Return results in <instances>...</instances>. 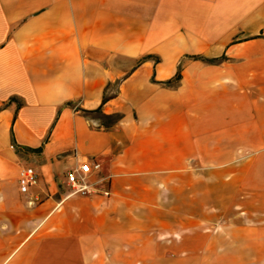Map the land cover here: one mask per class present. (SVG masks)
I'll list each match as a JSON object with an SVG mask.
<instances>
[{
  "label": "crops",
  "instance_id": "obj_1",
  "mask_svg": "<svg viewBox=\"0 0 264 264\" xmlns=\"http://www.w3.org/2000/svg\"><path fill=\"white\" fill-rule=\"evenodd\" d=\"M229 210L264 242V0H0V264H144Z\"/></svg>",
  "mask_w": 264,
  "mask_h": 264
},
{
  "label": "rangeland",
  "instance_id": "obj_2",
  "mask_svg": "<svg viewBox=\"0 0 264 264\" xmlns=\"http://www.w3.org/2000/svg\"><path fill=\"white\" fill-rule=\"evenodd\" d=\"M199 201L198 198L196 203ZM173 217L168 216L172 220ZM192 220V225L176 226V239L166 236L173 241L160 235L159 240L146 242V250L153 247L155 256L145 258L144 264H264V242H244L231 210L224 212L217 225L214 222L207 226L199 219ZM176 221L181 222L179 218Z\"/></svg>",
  "mask_w": 264,
  "mask_h": 264
},
{
  "label": "built area",
  "instance_id": "obj_3",
  "mask_svg": "<svg viewBox=\"0 0 264 264\" xmlns=\"http://www.w3.org/2000/svg\"><path fill=\"white\" fill-rule=\"evenodd\" d=\"M100 169V164L96 161H81L76 167L66 171L65 177L73 192H87L90 189L88 177L92 171ZM38 176L31 166H22L18 172V182L20 190L25 192L30 185L37 182Z\"/></svg>",
  "mask_w": 264,
  "mask_h": 264
},
{
  "label": "trees",
  "instance_id": "obj_4",
  "mask_svg": "<svg viewBox=\"0 0 264 264\" xmlns=\"http://www.w3.org/2000/svg\"><path fill=\"white\" fill-rule=\"evenodd\" d=\"M179 76H180V73L178 70L176 75L174 76V80L179 79ZM170 81L171 80H168L166 82L169 83ZM108 98L109 97L106 94H104V96L102 97V100H101V104L97 108H95L93 110L83 109L82 111L86 114H91V115L97 116V118H99L101 121H103L104 124H106V127H111L120 118V115L117 113L110 114V115H106V114L102 113L101 106L104 102H106L108 100Z\"/></svg>",
  "mask_w": 264,
  "mask_h": 264
},
{
  "label": "bare ground",
  "instance_id": "obj_5",
  "mask_svg": "<svg viewBox=\"0 0 264 264\" xmlns=\"http://www.w3.org/2000/svg\"><path fill=\"white\" fill-rule=\"evenodd\" d=\"M14 145H12V147H13Z\"/></svg>",
  "mask_w": 264,
  "mask_h": 264
}]
</instances>
